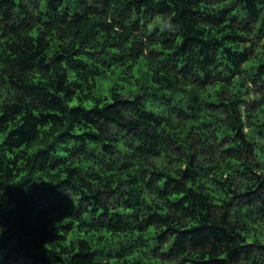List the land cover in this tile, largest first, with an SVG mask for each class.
<instances>
[{"label": "trees", "instance_id": "trees-1", "mask_svg": "<svg viewBox=\"0 0 264 264\" xmlns=\"http://www.w3.org/2000/svg\"><path fill=\"white\" fill-rule=\"evenodd\" d=\"M262 170L264 0H0V264H264Z\"/></svg>", "mask_w": 264, "mask_h": 264}, {"label": "clouds", "instance_id": "clouds-1", "mask_svg": "<svg viewBox=\"0 0 264 264\" xmlns=\"http://www.w3.org/2000/svg\"><path fill=\"white\" fill-rule=\"evenodd\" d=\"M157 26H159L161 33H163L165 30L169 29L172 27V17L167 15V14H158L155 16L154 20L152 22H150V27L152 28H156ZM73 79L76 78L75 74H73ZM249 87H251V84L248 85ZM117 91H119V89H117ZM106 102H110V101H103L100 103V107L103 108L104 103ZM93 105L89 104L88 107H92ZM264 171V170H262ZM159 203V201H157ZM3 233H4V229L0 228V239L3 238ZM246 243V242H245Z\"/></svg>", "mask_w": 264, "mask_h": 264}, {"label": "rangeland", "instance_id": "rangeland-1", "mask_svg": "<svg viewBox=\"0 0 264 264\" xmlns=\"http://www.w3.org/2000/svg\"><path fill=\"white\" fill-rule=\"evenodd\" d=\"M111 84H122L125 87L126 92H129L135 89L131 84L123 82V80L119 79L118 76H114L113 80H111ZM106 85L108 86L107 83Z\"/></svg>", "mask_w": 264, "mask_h": 264}]
</instances>
